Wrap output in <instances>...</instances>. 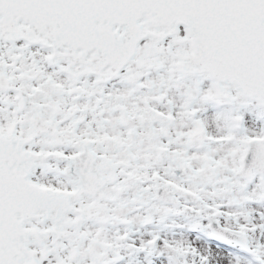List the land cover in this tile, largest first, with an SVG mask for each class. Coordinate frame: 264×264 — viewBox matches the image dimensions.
Wrapping results in <instances>:
<instances>
[{"label": "snow or ice", "instance_id": "1", "mask_svg": "<svg viewBox=\"0 0 264 264\" xmlns=\"http://www.w3.org/2000/svg\"><path fill=\"white\" fill-rule=\"evenodd\" d=\"M0 264H264V0H0Z\"/></svg>", "mask_w": 264, "mask_h": 264}]
</instances>
